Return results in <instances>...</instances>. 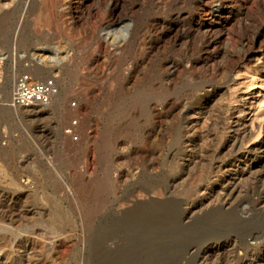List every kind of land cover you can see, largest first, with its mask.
<instances>
[{
    "label": "rangeland",
    "instance_id": "obj_1",
    "mask_svg": "<svg viewBox=\"0 0 264 264\" xmlns=\"http://www.w3.org/2000/svg\"><path fill=\"white\" fill-rule=\"evenodd\" d=\"M263 61L264 0H0V93L24 70L60 88L48 107L0 109V264H227L263 252L252 236L264 237L263 204L250 210L262 196L263 181L251 187L264 172ZM204 104L201 161L181 166L184 111ZM240 108L249 134L220 153ZM74 119L77 139L65 133ZM242 150L261 158L233 196L245 208L185 218L177 198ZM208 239L231 243L202 263Z\"/></svg>",
    "mask_w": 264,
    "mask_h": 264
},
{
    "label": "bare ground",
    "instance_id": "obj_2",
    "mask_svg": "<svg viewBox=\"0 0 264 264\" xmlns=\"http://www.w3.org/2000/svg\"><path fill=\"white\" fill-rule=\"evenodd\" d=\"M110 36H111L110 32H108L107 33V37H110ZM259 66L261 68H264V61L262 63H260ZM40 74H41L40 71H35V76L40 75ZM217 92H218V90H214L212 93L214 95H216ZM212 93H210L208 91L205 92L204 97L207 98L205 103H208V101H209L208 98L211 97V95L213 96ZM29 107H31V106H29ZM206 110H207V105L204 104L203 107H200L198 109L190 107L186 111H184L185 112L184 116H185V119H186V121L184 120V122H186V125L184 127L186 128L185 131L188 132L189 134L187 136H186V134L183 135V137L185 136V138L183 139V137H182V141L180 143L181 145H180V148L178 149V150H180L179 151L180 154L181 153L183 154L182 155L183 156L182 157L183 160L180 162L181 166H184V165H187V164H192V163L193 164L194 163H199V161H201V159H199V157H198L200 154L197 155V153L195 152L196 151L195 150L196 149L195 145H196L197 138L200 139V137H202L203 133L201 131L203 130V125L204 124H202V129L200 131V128L197 127V124H199V122L201 120L200 119L201 117H199L198 119H195L197 117H195L194 115L198 114V116H202L203 115V117H204V114L207 112ZM243 112L244 111L241 108L239 110L237 109V110H234V111L231 112V115H232L231 120L226 125V127L228 129L227 131H229L230 134L228 133L229 134L228 137L223 142V145L220 148V153L225 151V150L229 151V148H232V149L237 148L239 150V148L243 144L244 140L246 139L247 135L249 134V131H248L247 127H246V123H245V120H244L246 115ZM205 121H206V119H205ZM108 142H107V144H108ZM253 149H254V147H253ZM243 150L239 154V156H238V154H236L235 158L232 161H227L225 163L217 162L216 166H215L216 170H214V172H216L215 176H217V177H215L211 181H208L209 183H206V184H203V185H199L196 188V190L193 192V194L191 196H189V197H185L184 199L177 198V201L180 200L179 203L185 205L184 208H183L184 217L185 218L189 217L191 219V217H193L195 214L197 215V213L199 215V213L203 214L206 211L224 210L225 207H230V206H232V208H231L232 210L233 209H238L240 207H241V209L245 208L244 207L245 205H243V203L241 201L238 202L236 205H234L233 204L234 203L233 202V196L236 193H238L239 191H241L240 183L242 182V180L244 179V177L247 174L252 172L251 169L253 168V165L256 162V160L260 161L261 158L259 156H258L259 158H257L255 156L256 154L254 155L252 153L253 150L252 151H250V150L243 151ZM258 163H260V162H258ZM220 171L223 173V175L221 173H220V175H218V173ZM254 179H255V186L253 185V187H251L252 189L259 188V185H260L259 183L261 181H263L262 184H261V188H260L262 196H261V199L255 203V205L250 206V210L251 211H255L257 209L256 205L258 206L259 204H263V207L262 208H258L256 211H259L262 214V216L264 217V172L256 175ZM172 187H174V186H172ZM165 188H166V186H165ZM144 191L148 195H150V196L153 195L155 197L163 195L165 193L164 189H160L159 186H153V185L147 186L146 188H144ZM252 236H254L253 239L256 240L255 242L257 244L261 243L263 245L262 249H264V237L262 238L259 235L258 236L252 235ZM217 238L219 239V237H217ZM208 241H209V239H208ZM203 243L204 242H201L202 245H203ZM230 243H231V241L230 242L226 241V240L217 241V240H212L211 239L206 244L203 252L200 255L199 260L202 263H205V262L209 261V259H211V257H213V256H216L218 258L219 257H223V255H225L224 254L225 253L224 250L226 249V246L230 245ZM230 247L231 246H229L227 248H230ZM253 249H254V247H253ZM231 251H233V250H231ZM231 251H229V252H231ZM227 254H228V252H227ZM229 254H231V253H229ZM263 258H264V250H263V252L259 251L257 253H252L251 250H250L249 252H247L245 254V256L243 258H239L240 260L239 259H238V261L235 260V259L234 260H229L227 262V264H262L261 260H263ZM213 262H211V263L214 264ZM207 263H209V262H207Z\"/></svg>",
    "mask_w": 264,
    "mask_h": 264
},
{
    "label": "built area",
    "instance_id": "obj_3",
    "mask_svg": "<svg viewBox=\"0 0 264 264\" xmlns=\"http://www.w3.org/2000/svg\"><path fill=\"white\" fill-rule=\"evenodd\" d=\"M59 89L55 76L37 77L31 70H24L17 75L12 92L8 97L0 93V109L5 106L48 107L59 93ZM77 124L78 119H74L65 128V133L73 139L78 138L75 131Z\"/></svg>",
    "mask_w": 264,
    "mask_h": 264
}]
</instances>
